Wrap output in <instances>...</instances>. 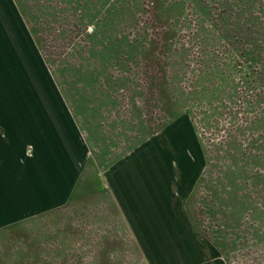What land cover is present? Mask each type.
<instances>
[{
	"label": "rangeland",
	"instance_id": "rangeland-1",
	"mask_svg": "<svg viewBox=\"0 0 264 264\" xmlns=\"http://www.w3.org/2000/svg\"><path fill=\"white\" fill-rule=\"evenodd\" d=\"M4 11L0 28L24 32L14 45L34 50L89 156L65 208L0 231V264H146L105 188L134 151L154 173L191 178L188 200L212 159L193 209L223 231L226 258L193 227L197 247L264 264V0H0Z\"/></svg>",
	"mask_w": 264,
	"mask_h": 264
},
{
	"label": "crops",
	"instance_id": "crops-1",
	"mask_svg": "<svg viewBox=\"0 0 264 264\" xmlns=\"http://www.w3.org/2000/svg\"><path fill=\"white\" fill-rule=\"evenodd\" d=\"M6 18L0 12L8 28ZM15 33L0 28V231L65 208L89 156L34 50L14 45L23 42L24 32L20 38ZM32 67L37 76L24 78ZM171 134L176 135L173 128ZM147 159L134 151L114 162L105 180L137 252L146 264H221L207 245L197 247L200 237L186 210L191 178L177 176L173 168L170 176L154 173Z\"/></svg>",
	"mask_w": 264,
	"mask_h": 264
},
{
	"label": "trees",
	"instance_id": "trees-1",
	"mask_svg": "<svg viewBox=\"0 0 264 264\" xmlns=\"http://www.w3.org/2000/svg\"><path fill=\"white\" fill-rule=\"evenodd\" d=\"M35 10H37V13L38 14H42V15H44V12L42 11V9L39 7H36V9ZM22 15L24 16V18L25 17H27V15H26V13H22ZM53 17L52 16H50V15H45V20L46 21H48V20H51ZM34 31V29L32 30L31 29V33L33 34V36L34 35H37L36 33H34L33 32ZM85 31V34H86V37H88V38H90L91 37V35L93 34V33H91V34H89V33H87V28L84 30ZM35 37V36H34ZM223 40L228 44V45H230V44H232L231 43V37H230V35H228V34H226V35H223ZM166 44L164 45V47H163V49H165V46L167 45V47L166 48H169L170 47V43H169V41H168V39H166V42H165ZM38 47H39V49H40V51L41 52H43L44 53V48H43V46H42V44L40 43L39 45H38ZM165 50H168V49H165ZM151 53H152V51H150V53H146L145 55H144V57L145 58H148L150 55H151ZM45 55V54H44ZM144 57L142 58V60L144 59ZM44 59H45V62H46V64H47V66H48V68L50 69V71L53 73V77L55 78V81H56V83L58 84V86H60V85H62L61 84V81H60V79H59V75H60V71L59 70H57V69H55V67L53 66V64H52V62L50 61V59H48V58H46V56L44 57ZM66 100V99H65ZM202 149H203V153H204V156L206 157V153H205V148L204 147H202ZM121 159V157H119V158H117V160L116 161H118V160H120ZM206 159H207V157H206ZM207 162V161H206ZM213 160L211 159H209V161H208V163H206V168H205V171H204V174L200 177V179L198 180V182H197V184H196V186H195V188H194V190H193V193H192V196L190 197V199L187 201V204H186V210H187V213H188V215H189V218H190V220H191V223H192V225H193V227H194V229L202 236V237H204L205 239H207L208 241H210L219 251H220V253L223 255V257H225L226 258V252L223 250V244L222 243H220V241H222V238H223V236H221V234H223L222 232L223 231H217V229H214V228H212V227H208V226H205V225H203V223H200L199 222V217L196 215V213H195V209H193V203H194V198H195V195H196V193H197V191H198V189L202 186V185H204V183L205 182H208L209 181V179H210V177H211V170H212V167H213ZM208 189H210V187H208ZM212 189V188H211ZM209 208L210 207H208V210H209Z\"/></svg>",
	"mask_w": 264,
	"mask_h": 264
}]
</instances>
